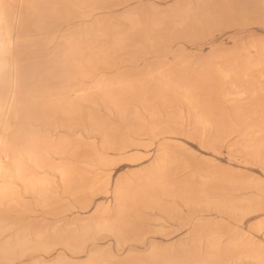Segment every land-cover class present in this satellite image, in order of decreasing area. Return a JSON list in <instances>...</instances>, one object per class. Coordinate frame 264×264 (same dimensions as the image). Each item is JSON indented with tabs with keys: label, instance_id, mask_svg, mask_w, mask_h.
I'll list each match as a JSON object with an SVG mask.
<instances>
[{
	"label": "rangeland",
	"instance_id": "1",
	"mask_svg": "<svg viewBox=\"0 0 264 264\" xmlns=\"http://www.w3.org/2000/svg\"><path fill=\"white\" fill-rule=\"evenodd\" d=\"M40 1L42 18L19 33L14 53L29 73L17 123L47 145L39 167L23 156L21 173L0 177V243L26 227L22 242L33 245L31 226L71 239L0 264H264V131L252 127H264V0ZM70 62L72 79L52 78ZM118 89L129 92L105 98ZM63 96L73 112L48 107ZM158 163L152 185L138 188ZM33 174L55 187L46 207L25 191ZM116 182L125 187L118 210ZM96 218L119 227L120 241L82 238Z\"/></svg>",
	"mask_w": 264,
	"mask_h": 264
},
{
	"label": "bare ground",
	"instance_id": "2",
	"mask_svg": "<svg viewBox=\"0 0 264 264\" xmlns=\"http://www.w3.org/2000/svg\"><path fill=\"white\" fill-rule=\"evenodd\" d=\"M39 2L41 1L40 0H0V57H2V55H6L9 58L8 61H6V59L4 58L0 59V177H2L5 174L10 173L11 171H14L17 173L22 171V157L23 156L30 159L31 162L35 164L34 166L36 168L39 167V165L43 163V160H44L41 148L47 145V141H45V139L43 138L40 139L36 137L37 134L35 136L32 132H29L28 130L18 127L17 120H19L20 118H23V114L26 115L25 113L26 103L24 102L25 97H21V96L26 95L27 93V90L29 87L28 86L29 85L28 84L29 73L24 68L18 65V59L16 58V56H14L15 52L16 53L18 52L17 54H20L23 51V48L19 44L20 41L18 40L20 39L19 33L24 32L27 29V26H29L31 23L33 22L38 23L40 18H42L41 12L39 11V6H40ZM175 11H172L171 14L174 15L176 13ZM207 18H208L207 15L199 14L197 17H195V20H194L195 26L200 27V29L202 30L205 29L209 25ZM131 22L132 23L130 25H134L133 21ZM152 22L154 23V21ZM261 22L264 24V16ZM154 25L156 26L157 23ZM11 29H14L16 31L17 33L16 37L11 36V33H10ZM142 30H145V29H142ZM65 46H66V50H71V51L73 50L72 42L66 43ZM65 65L66 66L63 72L60 73V75H55L52 78H55V79L64 78L65 80L72 79L73 78V63L72 62L67 63V64L65 63ZM48 80L49 79L46 78V81ZM214 81L216 82V80ZM175 87H177V85H175V83L170 82V83H166L163 88L164 90L165 89L171 90L172 88H175ZM126 90L127 89H118V91L114 93L107 91L105 93V98L109 100V98H111L112 96L116 94L122 95L124 93H128L129 91H126ZM56 93L57 92H55L53 95L55 96ZM58 94H61L60 96L64 95L63 92H59ZM58 94H56V96ZM53 95L52 96L50 95V96L53 97ZM216 95L220 96L221 92H217ZM64 96L55 102L52 101L49 106L48 104L46 106L50 107V109L54 110L56 113H59V114L60 113L68 114L69 112H73L72 111L73 106L71 103L72 101H70V99L66 101ZM157 96L159 97L163 96V89L162 91L161 90L157 91ZM52 99L50 98L49 102ZM252 127H259L260 131L262 132L264 131V127L262 126L260 127V125L259 126L255 125ZM252 127L247 126L245 129V133L250 132L248 130L252 129ZM15 143H19V144L21 143V147L23 146L22 144H25V146L26 145L27 146L21 148L20 152H17L15 150ZM66 148H67L66 143H60L57 147L58 150L60 149L63 150ZM161 168H162L161 163H158V165H156L155 168L151 172L139 176L136 179V186L146 191V188L152 185V182L150 181L151 180L150 176L155 173H158L161 170ZM60 174H61L62 184H64V187H68L70 174H68V172L65 169H60ZM25 179H26V182H25L26 186L24 187L26 189L25 191L29 193L30 195L32 194L33 196H35L34 201H36V205H39V206L45 205L46 207V204L49 203L48 201L55 198L56 194L53 191V188L55 187L53 186L52 188V183L48 181L46 178L45 179H42L40 177L37 178V176L34 177V174H33L30 176L28 175V177H25ZM7 189L8 188L0 187V206L3 205V203L1 202V197L3 200L4 194L7 193L5 192ZM124 191H125V187H123L121 182L117 183L115 187L113 188L114 202H115V206L117 207V210L120 209L121 206L125 203V192ZM29 228L30 227H27V231H29L28 230ZM51 228H52L51 233L45 236L44 233L41 231L43 228L41 230L40 229L36 230V227L33 228L31 226L30 232L36 231L35 232L36 235H34L36 237L35 239L36 241L35 242L33 241L34 242L33 245L29 244V246L26 245L25 243L26 241L22 242L23 240H25V239L22 240V238H24V235H26L25 234L26 231H24L26 230V227L22 228L23 231L19 230L20 233L19 231H17L16 235L13 236L14 238L16 237L14 240L12 241L6 240V242L0 243V263H6L14 259L13 257L23 256L25 253H28V252L49 251L51 245H53L54 242L56 241H59V242L61 241V243L63 244L65 242L69 243V239H71V238H68L67 236L69 234L67 235L65 234L66 235L65 236L64 233H61L57 228L55 227H51ZM79 230H80L79 233L82 238L88 236L91 232L96 233V234L100 232L111 233L116 237L117 241H120V239L123 237L122 230L119 227H114L112 225L109 226L107 222L98 221L97 218L96 220H93L92 223L81 225ZM156 256L157 255L154 253L153 257H156ZM171 258L176 259L178 257L172 256ZM37 264H44V263L38 261ZM86 264H93V263H86Z\"/></svg>",
	"mask_w": 264,
	"mask_h": 264
}]
</instances>
